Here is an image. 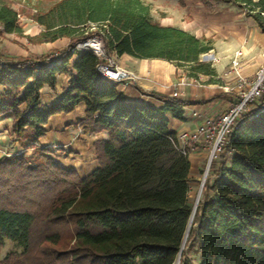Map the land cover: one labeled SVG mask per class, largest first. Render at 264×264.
Here are the masks:
<instances>
[{
  "label": "trees",
  "instance_id": "trees-1",
  "mask_svg": "<svg viewBox=\"0 0 264 264\" xmlns=\"http://www.w3.org/2000/svg\"><path fill=\"white\" fill-rule=\"evenodd\" d=\"M226 1L264 32V0ZM33 10L27 17L42 29L29 35L20 13L0 0L2 31L30 43L62 37L69 43L50 58L0 57V116L11 118L14 140L29 148L45 135L50 117L83 102L79 125L107 137L94 142L98 165L86 176L57 164L41 145V160L0 157V246L5 239L14 242L26 258L22 264H174L179 255L181 264H264V93L253 102L256 109L236 121L212 161L190 221V162L175 150L170 137L176 132L166 117L182 119L184 102L128 100L98 72L92 51L71 48L105 24L108 51L165 59L186 68L188 78L203 75L210 83L218 81L215 69L200 58L211 49L209 40L155 21L145 0H54ZM60 74L69 75L68 85L54 102H41L43 86L55 88ZM33 184L44 187L43 198H29ZM45 204L42 221L37 210ZM51 223L72 227V246L42 250L38 257L32 254L36 228ZM58 231L37 234L57 244Z\"/></svg>",
  "mask_w": 264,
  "mask_h": 264
},
{
  "label": "crops",
  "instance_id": "crops-1",
  "mask_svg": "<svg viewBox=\"0 0 264 264\" xmlns=\"http://www.w3.org/2000/svg\"><path fill=\"white\" fill-rule=\"evenodd\" d=\"M8 1L15 10H18L17 6L20 5L18 0ZM175 5H177L176 16L174 15L173 19L183 20L184 24L164 23L154 18L155 21L162 25L184 29L200 38L206 37L211 44L209 52L218 58L212 66L216 72L215 78L219 80L204 85H195L192 82L185 86L183 92L176 97L184 102L182 105L183 118L177 119L169 113H166V117L169 128L179 132L195 129L205 117L219 115L235 101L233 91L237 95V90L232 89L231 86L235 85L236 77L227 74L234 52L242 51L241 74L251 79L257 68L264 63V32L238 5L226 0H176ZM35 25V32L29 35H35L42 29L40 25L36 23ZM0 33L4 37L12 35L4 33L1 26ZM17 37L27 41L23 36ZM68 43L69 38L62 37L52 42L38 43L37 47L59 54ZM0 48L5 49V51H0V57L5 59L10 54L23 56L26 54L25 50L12 51V47L5 40L0 41ZM126 56L133 59L132 64H128L129 68H127L137 75V79L125 86H117V88L128 100L163 106L167 99L172 98L171 90L165 85L176 79L175 74L178 67L174 62L160 58ZM68 81V74H60L57 76L55 88L43 86L40 93L41 102H54L68 85ZM1 91L2 87H0ZM193 112H197L199 116L193 115ZM84 116L85 104L83 102H80L71 112L53 115L45 125V135L39 139L40 145L52 151L61 166L74 169L80 176L88 175L97 167L94 142L107 137L105 131L85 133L77 121ZM10 126L11 118L0 116L1 147L9 151L23 149V146L14 140L15 135ZM205 155L204 151L198 150L188 157L190 162L189 194L198 187L199 170H201Z\"/></svg>",
  "mask_w": 264,
  "mask_h": 264
},
{
  "label": "built area",
  "instance_id": "built-area-1",
  "mask_svg": "<svg viewBox=\"0 0 264 264\" xmlns=\"http://www.w3.org/2000/svg\"><path fill=\"white\" fill-rule=\"evenodd\" d=\"M18 17L20 18V14H18ZM95 28V25L91 24V29ZM107 34V26L103 24L102 29H98L89 37L76 42L71 51H92L98 58V72L105 79L115 83L117 86H125L134 82L137 79V75L120 64V56L114 49L108 51L105 45ZM209 56L211 57L210 54L207 55V57ZM241 56V50L234 52L230 68L227 72L230 76L236 77V83L232 87V89L237 90L235 101L219 115L205 117L195 129L181 130L176 132L173 137H170L179 155L189 157L198 150L206 153L205 167L199 178V192L202 190L209 174L212 161L222 152L226 138L234 124L243 113L250 111L249 106L264 93V63L257 68L253 77L248 79L241 74ZM217 60V57L213 58V61ZM193 80L194 82L196 81L194 78ZM189 84L190 82L186 78H179L174 85L176 89L171 92V96L177 97L183 92L184 87ZM225 88L228 89L227 87ZM253 109H256V107ZM193 115L199 116L197 112H193ZM5 155L9 156L10 154Z\"/></svg>",
  "mask_w": 264,
  "mask_h": 264
},
{
  "label": "rangeland",
  "instance_id": "rangeland-1",
  "mask_svg": "<svg viewBox=\"0 0 264 264\" xmlns=\"http://www.w3.org/2000/svg\"><path fill=\"white\" fill-rule=\"evenodd\" d=\"M54 0H18V3H20V5L17 6L18 8V12L20 13V23L23 26V29L26 33H34L35 32V22H33L31 19H29L27 16L33 12V7H37L38 9L40 8H47ZM145 2L150 6V12L153 15L152 18L160 20L164 23H173L176 24L177 23H181L184 24V22H182L183 20H177L175 21L173 18L176 16L175 12V8L177 5H175L176 0H145ZM175 15V16H174ZM172 18V19H171ZM154 19V20H155ZM200 38V37H199ZM5 40L7 42V44L12 47V51H20V50H25L26 54L25 56L23 55H8L10 57H25V58H34V59H39V58H50L56 55V52L53 51H46L42 48H38L37 44L38 43H30L20 37H17L15 35H9L8 37H4L1 35L0 33V41ZM205 40H207V38L205 37ZM67 47V46H66ZM66 47H63L62 49H66ZM5 51V49H1L0 51ZM62 52V51H61ZM211 55V57H207V55ZM217 57L213 54H211L209 51L204 53V55L202 54L200 56L201 60L205 61V62H210L212 64H214L216 61H213V58ZM132 58L128 57L126 55L121 56L120 57V64L125 67V68H129L128 64H132ZM127 68V70H128ZM186 68L184 67H178L177 71H176V79L172 82V83H168L165 85V87H167L169 90H171V92L173 90H175L176 88L174 87L175 83L179 80V78L184 77L187 80H189L190 84L193 82V84L195 85H204L207 84L206 81V77L205 76H200L199 78H194L196 81L194 82L193 78H188L185 74ZM134 73V72H133ZM219 81V80H218ZM188 86V85H186ZM229 87L231 86L230 84L228 85ZM233 87V85L231 86ZM234 93V99H236L237 95L235 93V91H233ZM255 106L253 104H251L249 106V110H252ZM38 145H40V143H38ZM38 145H31L29 148H23L20 150H15V151H9L7 149H5L4 147H1L0 145V157L2 156H6L5 154H10L9 156H14V155H21L26 157V159L31 162H33L32 160H41V158L39 157L38 154V150L39 147ZM42 146V145H41ZM45 147L46 146H42ZM47 149V148H46ZM48 155L53 159V161L57 162V158L55 156V154L50 151L47 150ZM205 162H206V158L203 159V163L201 165V170H199V178L201 177L202 173H203V169L205 167ZM57 164H59L57 162ZM60 165V164H59ZM61 166V165H60ZM69 169V168H68ZM74 170V169H73ZM79 175V173H77ZM80 176V175H79ZM34 184L32 185V187H30L29 190V195H30V199L34 200V198H43V196H45V190L42 189L44 187H37L34 188L33 187ZM197 187V186H196ZM202 196V190L199 192V181H198V187L196 188V190L191 191V193L189 194L191 203H192V207H193V212L191 215V219L190 221H192L193 219V215L197 206L198 201L200 200ZM12 198V197H10ZM38 214H40V219L42 221H44V218L46 216V212L49 211V206L48 204L42 205L38 208ZM42 227L40 228H36V233L35 235H37V237H35L33 245H32V254L34 255H38V257L41 255V253L39 254V252H41L42 250L45 251H54V253H58V252H62L64 250H68L71 248L72 246V227L68 224L65 223H56V224H50L47 227H44L43 224ZM53 225V226H51ZM56 230H59V241L57 244H51L49 242H45L42 240V236L39 237V233L40 231H51L54 232ZM38 233V234H37ZM186 246L183 245L182 246V250H185ZM21 253V248L17 247L14 242H12L9 239H5L4 243L0 246V264H22V263H26V258H23L22 256L19 257V255ZM6 255H10V259L6 262H4L5 256ZM178 264H181V255H179L178 257ZM25 261V262H23Z\"/></svg>",
  "mask_w": 264,
  "mask_h": 264
},
{
  "label": "bare ground",
  "instance_id": "bare-ground-1",
  "mask_svg": "<svg viewBox=\"0 0 264 264\" xmlns=\"http://www.w3.org/2000/svg\"><path fill=\"white\" fill-rule=\"evenodd\" d=\"M174 264H178V258L175 260Z\"/></svg>",
  "mask_w": 264,
  "mask_h": 264
},
{
  "label": "water",
  "instance_id": "water-1",
  "mask_svg": "<svg viewBox=\"0 0 264 264\" xmlns=\"http://www.w3.org/2000/svg\"><path fill=\"white\" fill-rule=\"evenodd\" d=\"M180 254V253H179Z\"/></svg>",
  "mask_w": 264,
  "mask_h": 264
}]
</instances>
